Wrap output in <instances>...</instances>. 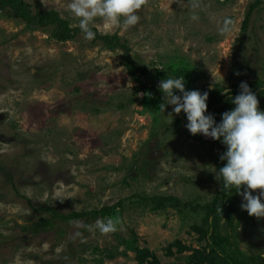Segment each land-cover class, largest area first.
I'll return each instance as SVG.
<instances>
[{
    "label": "rangeland",
    "instance_id": "obj_1",
    "mask_svg": "<svg viewBox=\"0 0 264 264\" xmlns=\"http://www.w3.org/2000/svg\"><path fill=\"white\" fill-rule=\"evenodd\" d=\"M26 1L78 27L70 0ZM138 15L128 28L106 33L99 20L94 28L118 35L158 78L183 77L186 90L209 97L264 80V0H145ZM54 30L0 12V264H216L206 209L144 199L214 203L224 188L214 170L226 161L213 140H196L183 111H160L161 80L139 83L123 48L84 33L59 40ZM242 200L227 207L233 237L246 255H264V217ZM107 206L109 217L92 215ZM46 208L85 215L69 222ZM45 218L52 226H38ZM107 218L119 221L117 231L102 234L96 221Z\"/></svg>",
    "mask_w": 264,
    "mask_h": 264
},
{
    "label": "clouds",
    "instance_id": "obj_2",
    "mask_svg": "<svg viewBox=\"0 0 264 264\" xmlns=\"http://www.w3.org/2000/svg\"><path fill=\"white\" fill-rule=\"evenodd\" d=\"M144 3L145 0H70L66 11L78 20L85 39L92 40L98 20L106 33L121 26L128 28L138 24V10ZM221 30L228 31L229 28L225 25ZM159 68L165 69L164 66ZM159 88L164 97L161 112L164 113L168 105L173 106L176 114L183 111L188 121L185 127L191 134H203L226 146L220 156L226 164L218 171L214 170L217 178L223 182L224 190L234 189L243 197L241 208L249 215L264 217V110L260 109V101L248 83L241 82L239 94L235 96L231 95L230 88L223 87V94L229 96L234 107L221 114L219 123L214 114L208 113L209 93L186 90L183 77L163 79ZM257 189L260 191L254 195L252 190ZM118 223L113 218L97 220L96 228L102 234L113 233L117 231Z\"/></svg>",
    "mask_w": 264,
    "mask_h": 264
},
{
    "label": "trees",
    "instance_id": "obj_3",
    "mask_svg": "<svg viewBox=\"0 0 264 264\" xmlns=\"http://www.w3.org/2000/svg\"><path fill=\"white\" fill-rule=\"evenodd\" d=\"M260 1L251 5L250 12H248L245 21L243 22V30H246L249 26L251 13L254 9L260 5ZM9 8L14 12V15L21 18L28 24L38 23L43 27L54 26V36L59 40H71L75 38L79 33H83L79 27L71 26L69 20L64 19L59 12L55 10H50L47 12H36L34 13L31 4L26 0H0V12ZM96 32L95 40H101L108 46L112 48H123L125 51V65L128 68L129 74L135 77L139 83L143 86L147 84H156L162 78H158L156 74L150 72L146 67L136 64L131 55V48L126 44H122L120 37L118 35H100L96 28L93 29ZM241 82L233 83L230 87L231 95L235 96L239 94ZM251 90L257 95L260 101L259 105H264V80L257 78L255 80L247 81ZM157 91L161 94L160 88ZM223 88L215 91L207 101L208 103V113H212L215 116L216 121L219 123L222 119V113L231 110L234 104L229 99V96L222 93ZM207 114V113H206ZM196 140H204L201 134L192 135ZM213 147L221 155L226 151V146L219 140L213 141ZM244 190V186L241 187V192ZM239 194L234 189L222 188L214 203H209L207 205H193L191 202H183L177 196H154L151 199L157 206H176L178 208H191L194 211L200 208L206 209L209 213L208 219L205 224V229L207 232V237L209 239L210 245L215 253L216 264H264V255H246L240 248L239 243L234 239L231 228L234 222V211L233 209H227V207L233 203L237 202ZM49 212H53L54 215L66 220L73 221L84 217V213L73 212L71 214H62L54 208H46ZM113 206L103 207L102 210L94 211L92 215H100L104 218L110 216L112 211H114ZM226 210V211H225ZM220 217H225L226 230L222 232ZM52 221L49 219H43L40 227L52 226Z\"/></svg>",
    "mask_w": 264,
    "mask_h": 264
},
{
    "label": "water",
    "instance_id": "obj_4",
    "mask_svg": "<svg viewBox=\"0 0 264 264\" xmlns=\"http://www.w3.org/2000/svg\"><path fill=\"white\" fill-rule=\"evenodd\" d=\"M205 139H208V140H214L213 138H210V137H205Z\"/></svg>",
    "mask_w": 264,
    "mask_h": 264
}]
</instances>
